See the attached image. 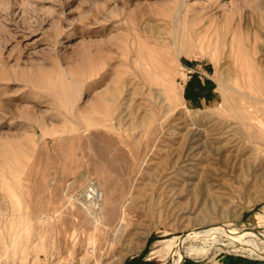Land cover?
Listing matches in <instances>:
<instances>
[{"label":"rangeland","instance_id":"obj_1","mask_svg":"<svg viewBox=\"0 0 264 264\" xmlns=\"http://www.w3.org/2000/svg\"><path fill=\"white\" fill-rule=\"evenodd\" d=\"M263 98L264 0H0V264H264L181 246L264 249Z\"/></svg>","mask_w":264,"mask_h":264},{"label":"bare ground","instance_id":"obj_2","mask_svg":"<svg viewBox=\"0 0 264 264\" xmlns=\"http://www.w3.org/2000/svg\"><path fill=\"white\" fill-rule=\"evenodd\" d=\"M187 40L190 42L189 44H191V42L193 41L192 36L188 37ZM263 101H264V98H263ZM261 113L263 115L261 123L264 126V107L262 108ZM100 193L103 194L102 191ZM103 198H104V196H103ZM89 209H92V208H89ZM121 223H123V221H121ZM120 226H121V224H120ZM233 235H237V234H234L233 231H222V230L219 231L216 227L211 228V229H206V228L205 229H195L189 235L185 236V238L182 240V243H181L182 245L181 246L185 249V252H184L185 255H192L193 256V255H198L199 254V249L197 247H194L195 245L191 246L192 244L190 245V247H188V246L186 247L185 245L187 243H189V242L192 243L193 241L202 240V242L204 241L205 243H210L212 250H214V248L221 249L222 247L224 248V246L227 245V244L224 243L225 240L221 239L222 236L223 237H231L232 239H234L232 241V244L240 243L242 245V249L244 251L249 252L250 254L255 255V256H257V257H259L261 259H264V249H262L258 245V243L256 242V239L254 238V236L258 235L257 232H254V231H249L248 232L247 231V233H244V234H242L240 236L239 235L233 236ZM177 239H178L177 237H174L173 239L166 240L165 244H164V249L165 250L171 249V246H173V244L175 243V241ZM204 249H206V248H204ZM184 257H185L184 255L179 256V258L175 261L174 264H180L183 261Z\"/></svg>","mask_w":264,"mask_h":264},{"label":"crops","instance_id":"obj_3","mask_svg":"<svg viewBox=\"0 0 264 264\" xmlns=\"http://www.w3.org/2000/svg\"><path fill=\"white\" fill-rule=\"evenodd\" d=\"M216 94L212 81L209 79L202 81L197 75L192 77L185 88L186 103L190 106L193 104L212 103V100L214 101L218 97ZM233 261L232 264H255L243 259H233Z\"/></svg>","mask_w":264,"mask_h":264},{"label":"built area","instance_id":"obj_4","mask_svg":"<svg viewBox=\"0 0 264 264\" xmlns=\"http://www.w3.org/2000/svg\"><path fill=\"white\" fill-rule=\"evenodd\" d=\"M100 192H101V189L95 183H90V185L85 191L84 199L94 209L96 208L98 209L100 206V203L103 200V194Z\"/></svg>","mask_w":264,"mask_h":264},{"label":"water","instance_id":"obj_5","mask_svg":"<svg viewBox=\"0 0 264 264\" xmlns=\"http://www.w3.org/2000/svg\"><path fill=\"white\" fill-rule=\"evenodd\" d=\"M182 236H184V235H182ZM184 262H185V259H183V261L180 264H184Z\"/></svg>","mask_w":264,"mask_h":264}]
</instances>
